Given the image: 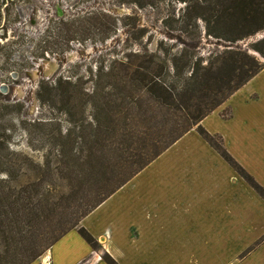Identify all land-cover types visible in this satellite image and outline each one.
<instances>
[{
    "label": "trees",
    "instance_id": "16d2710c",
    "mask_svg": "<svg viewBox=\"0 0 264 264\" xmlns=\"http://www.w3.org/2000/svg\"><path fill=\"white\" fill-rule=\"evenodd\" d=\"M176 1L194 12L195 32L200 34L201 21L208 38L235 44L264 31V0ZM105 17L53 20L43 41L55 33L57 41L46 51H68L81 34L73 30L79 20L89 31H102V41L110 39L115 28ZM252 48L264 58V38ZM263 70L248 51L203 58L188 47L174 52L161 45L98 67L91 92L81 79L40 81L38 100L53 107L61 101L70 128L59 130V137H29L32 148L35 139L44 143L42 162L12 149L11 137L0 135V264H32L75 229L97 248L81 221L193 129L264 199V188L228 153L222 137L201 125ZM8 106L22 104L1 102V111ZM221 116L232 118L231 109ZM103 259L118 264L108 254Z\"/></svg>",
    "mask_w": 264,
    "mask_h": 264
},
{
    "label": "crops",
    "instance_id": "0c3cea01",
    "mask_svg": "<svg viewBox=\"0 0 264 264\" xmlns=\"http://www.w3.org/2000/svg\"><path fill=\"white\" fill-rule=\"evenodd\" d=\"M263 76L264 70L201 125L221 136L228 153L264 188V87L256 93ZM226 108L228 120L221 116ZM80 227L97 248L75 229L32 264H107L105 254L118 264H264V243L240 259L264 236V199L196 129Z\"/></svg>",
    "mask_w": 264,
    "mask_h": 264
},
{
    "label": "rangeland",
    "instance_id": "374dc122",
    "mask_svg": "<svg viewBox=\"0 0 264 264\" xmlns=\"http://www.w3.org/2000/svg\"><path fill=\"white\" fill-rule=\"evenodd\" d=\"M93 13L105 15L106 25L115 28L110 39L102 41V31L99 35L89 31L79 20L73 30L81 34L76 35L68 51L62 55L46 51L54 48L57 41L56 33L47 42L43 41L53 20L84 19ZM0 25V103L22 104L0 109V135L11 137L12 149L27 153L37 162H42L46 156L45 145L35 139V148H32L29 137H59V130L65 134L70 128L69 117L61 110V101L53 107L38 100L40 81L53 82L64 77L77 83L81 79L91 92L92 72L131 52L147 50L152 53L163 45L174 52L188 47L207 58L213 52L223 51L218 39L206 37L201 21H198L200 34L195 32L194 12L176 0H0ZM3 26L7 29L6 34L1 29ZM260 33L264 31L257 34ZM257 34L246 38V44H238L237 49L248 51L264 63V58L252 48L263 39ZM263 87L258 85L256 93L263 92ZM45 95L44 91L43 97ZM229 109L223 112L228 114ZM85 114L88 121L91 120V109L88 108ZM222 127L230 128V125ZM263 243L264 236L250 248L251 251L248 249L241 254L240 259Z\"/></svg>",
    "mask_w": 264,
    "mask_h": 264
},
{
    "label": "water",
    "instance_id": "95a60500",
    "mask_svg": "<svg viewBox=\"0 0 264 264\" xmlns=\"http://www.w3.org/2000/svg\"><path fill=\"white\" fill-rule=\"evenodd\" d=\"M257 36H258V38H264V33H260L259 35L257 34ZM210 38H212V37H210ZM243 41V40H242ZM217 42H220V48L222 49V50H233V49H237L238 48V46H240V45H238V44H243V45H245L246 44V42H247V40L246 39H244V42H242V43H240L241 41H239V42H237L235 45L237 46L236 48L234 47V44H232V43H228V42H225V41H222V40H218ZM242 47V46H241ZM243 49V48H242Z\"/></svg>",
    "mask_w": 264,
    "mask_h": 264
},
{
    "label": "flooded vegetation",
    "instance_id": "af4514ba",
    "mask_svg": "<svg viewBox=\"0 0 264 264\" xmlns=\"http://www.w3.org/2000/svg\"><path fill=\"white\" fill-rule=\"evenodd\" d=\"M1 29H3L4 33L6 34L7 29H5V26H3ZM5 34H4V36H5ZM3 90L6 91V87H3Z\"/></svg>",
    "mask_w": 264,
    "mask_h": 264
}]
</instances>
